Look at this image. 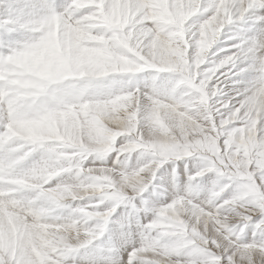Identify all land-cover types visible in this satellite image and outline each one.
Masks as SVG:
<instances>
[{
	"label": "snow or ice",
	"instance_id": "obj_1",
	"mask_svg": "<svg viewBox=\"0 0 264 264\" xmlns=\"http://www.w3.org/2000/svg\"><path fill=\"white\" fill-rule=\"evenodd\" d=\"M0 6V264H264V0Z\"/></svg>",
	"mask_w": 264,
	"mask_h": 264
},
{
	"label": "rangeland",
	"instance_id": "obj_2",
	"mask_svg": "<svg viewBox=\"0 0 264 264\" xmlns=\"http://www.w3.org/2000/svg\"><path fill=\"white\" fill-rule=\"evenodd\" d=\"M5 3L11 5L12 4V0H6ZM184 162L185 161H180L178 163H180L182 165ZM187 163H188L189 169H192L196 162L194 160H192V158H188ZM159 175L160 174L158 173V177H159ZM154 183L162 184L164 186H167V178L165 177L164 179H158V180L154 181ZM160 190L161 189H158V191H160Z\"/></svg>",
	"mask_w": 264,
	"mask_h": 264
},
{
	"label": "bare ground",
	"instance_id": "obj_3",
	"mask_svg": "<svg viewBox=\"0 0 264 264\" xmlns=\"http://www.w3.org/2000/svg\"><path fill=\"white\" fill-rule=\"evenodd\" d=\"M0 11H5V8L3 6H0Z\"/></svg>",
	"mask_w": 264,
	"mask_h": 264
}]
</instances>
